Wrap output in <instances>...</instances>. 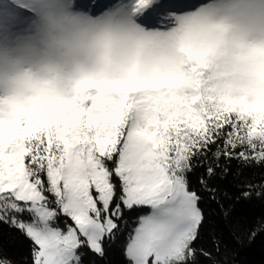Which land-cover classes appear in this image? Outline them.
Returning a JSON list of instances; mask_svg holds the SVG:
<instances>
[{
    "label": "snow or ice",
    "instance_id": "obj_1",
    "mask_svg": "<svg viewBox=\"0 0 264 264\" xmlns=\"http://www.w3.org/2000/svg\"><path fill=\"white\" fill-rule=\"evenodd\" d=\"M104 6L75 3L50 40L71 70L0 59V226L30 242L0 264H107L117 245L126 264H228L225 229L264 233L232 222L234 201L264 200V49L229 46L210 4Z\"/></svg>",
    "mask_w": 264,
    "mask_h": 264
},
{
    "label": "clouds",
    "instance_id": "obj_2",
    "mask_svg": "<svg viewBox=\"0 0 264 264\" xmlns=\"http://www.w3.org/2000/svg\"><path fill=\"white\" fill-rule=\"evenodd\" d=\"M35 11L22 22L0 28V59L65 65L71 70V55L49 47L51 39L70 38L75 31L64 17L74 14L75 0H33ZM219 9L215 22L223 26V38L237 51L264 49V0H207ZM95 39L89 36L88 40ZM7 87L0 88L6 94Z\"/></svg>",
    "mask_w": 264,
    "mask_h": 264
},
{
    "label": "trees",
    "instance_id": "obj_3",
    "mask_svg": "<svg viewBox=\"0 0 264 264\" xmlns=\"http://www.w3.org/2000/svg\"><path fill=\"white\" fill-rule=\"evenodd\" d=\"M231 191L235 192V189ZM232 208V222L239 228L241 234L250 226L264 220V200L254 198L250 201H234ZM129 225V230L136 226L135 218L130 220ZM222 234L229 252V255L225 257L228 264H264V233H259L252 241L243 238L242 235L241 238H237V235L229 229H225ZM126 241L127 233L124 234L121 243ZM29 245L30 242L15 230L0 226V246H3L9 255L22 260L29 254ZM107 264H126L121 245L113 248Z\"/></svg>",
    "mask_w": 264,
    "mask_h": 264
},
{
    "label": "rangeland",
    "instance_id": "obj_4",
    "mask_svg": "<svg viewBox=\"0 0 264 264\" xmlns=\"http://www.w3.org/2000/svg\"><path fill=\"white\" fill-rule=\"evenodd\" d=\"M79 2H80V0H75V3H79ZM99 2L104 4L105 6L102 7L101 9L97 10V11H93L92 14H94V15L102 14L103 11L109 10L110 7H115L121 3H126V2H128V0H99ZM206 2H207V0H196L197 4H202V3H206ZM10 6L13 7V9L15 11L19 12L25 8H30L32 6V4H31V0H11L10 4H9L8 0H5V3L0 5V9H7ZM27 16H25L24 18H26Z\"/></svg>",
    "mask_w": 264,
    "mask_h": 264
}]
</instances>
